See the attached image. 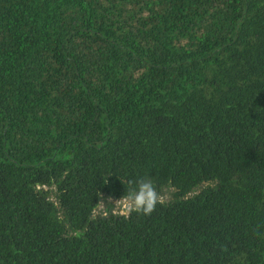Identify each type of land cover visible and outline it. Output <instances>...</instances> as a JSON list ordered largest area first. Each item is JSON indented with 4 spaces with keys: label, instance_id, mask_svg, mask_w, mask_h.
<instances>
[{
    "label": "trees",
    "instance_id": "trees-1",
    "mask_svg": "<svg viewBox=\"0 0 264 264\" xmlns=\"http://www.w3.org/2000/svg\"><path fill=\"white\" fill-rule=\"evenodd\" d=\"M0 264H264V0H0Z\"/></svg>",
    "mask_w": 264,
    "mask_h": 264
},
{
    "label": "clouds",
    "instance_id": "clouds-1",
    "mask_svg": "<svg viewBox=\"0 0 264 264\" xmlns=\"http://www.w3.org/2000/svg\"><path fill=\"white\" fill-rule=\"evenodd\" d=\"M126 202L130 210L148 215L161 201L151 181L140 179L135 182V187L128 192Z\"/></svg>",
    "mask_w": 264,
    "mask_h": 264
},
{
    "label": "rangeland",
    "instance_id": "rangeland-1",
    "mask_svg": "<svg viewBox=\"0 0 264 264\" xmlns=\"http://www.w3.org/2000/svg\"><path fill=\"white\" fill-rule=\"evenodd\" d=\"M173 189L166 188L161 192H158L160 199H169L172 195ZM110 205H113L114 212H128L130 208L127 206L126 198L122 200H117L104 196L100 201L98 207L95 209L94 214H106Z\"/></svg>",
    "mask_w": 264,
    "mask_h": 264
}]
</instances>
